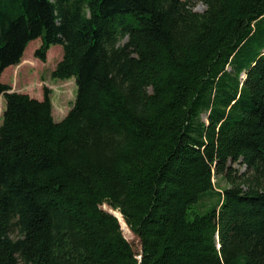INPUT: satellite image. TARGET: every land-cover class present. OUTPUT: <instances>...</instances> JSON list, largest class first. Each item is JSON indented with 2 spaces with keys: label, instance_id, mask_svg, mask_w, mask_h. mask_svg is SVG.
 <instances>
[{
  "label": "trees",
  "instance_id": "1",
  "mask_svg": "<svg viewBox=\"0 0 264 264\" xmlns=\"http://www.w3.org/2000/svg\"><path fill=\"white\" fill-rule=\"evenodd\" d=\"M37 38L76 94L0 82V264H264V0H0V76Z\"/></svg>",
  "mask_w": 264,
  "mask_h": 264
},
{
  "label": "rangeland",
  "instance_id": "2",
  "mask_svg": "<svg viewBox=\"0 0 264 264\" xmlns=\"http://www.w3.org/2000/svg\"><path fill=\"white\" fill-rule=\"evenodd\" d=\"M193 10L202 12L205 5L202 2H194ZM40 45V39L30 41L21 59V62L16 66L6 68L1 76L0 82L11 86L12 91L26 93L30 97L38 99L42 97V88L47 87L50 90V98L52 102V117L54 121H60L72 106L76 94V85L74 78L57 79L51 77V71L55 64L61 59L62 49L60 45H52L46 53V61L41 62L34 57V50ZM4 109V101L0 96V115ZM221 182V188L224 186ZM109 209L107 206H103ZM124 237L131 244L133 250H140V243L137 236L133 233H124ZM10 236L15 238L16 231H13Z\"/></svg>",
  "mask_w": 264,
  "mask_h": 264
},
{
  "label": "water",
  "instance_id": "3",
  "mask_svg": "<svg viewBox=\"0 0 264 264\" xmlns=\"http://www.w3.org/2000/svg\"><path fill=\"white\" fill-rule=\"evenodd\" d=\"M110 213H112L110 210H108ZM114 215V214H113ZM115 216V215H114ZM116 217V216H115Z\"/></svg>",
  "mask_w": 264,
  "mask_h": 264
},
{
  "label": "crops",
  "instance_id": "4",
  "mask_svg": "<svg viewBox=\"0 0 264 264\" xmlns=\"http://www.w3.org/2000/svg\"><path fill=\"white\" fill-rule=\"evenodd\" d=\"M42 98V97H41ZM41 98H38V99H41Z\"/></svg>",
  "mask_w": 264,
  "mask_h": 264
}]
</instances>
